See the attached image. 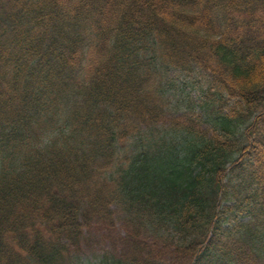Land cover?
Wrapping results in <instances>:
<instances>
[{"label": "trees", "instance_id": "16d2710c", "mask_svg": "<svg viewBox=\"0 0 264 264\" xmlns=\"http://www.w3.org/2000/svg\"><path fill=\"white\" fill-rule=\"evenodd\" d=\"M93 224L98 264H264V0H0V264Z\"/></svg>", "mask_w": 264, "mask_h": 264}, {"label": "rangeland", "instance_id": "374dc122", "mask_svg": "<svg viewBox=\"0 0 264 264\" xmlns=\"http://www.w3.org/2000/svg\"><path fill=\"white\" fill-rule=\"evenodd\" d=\"M170 75L175 80L177 89L169 91L167 93V98L172 106H177L179 109L173 116H183V114H192L198 111L197 103L199 101V96L201 94L200 89H197L199 85L204 83L205 76L198 75L197 73H192L191 75H185L178 73L176 71H171ZM167 122L163 123L157 129L167 128ZM212 122L205 123L204 127H210ZM131 145V142H129ZM135 146V144H133ZM122 236V232L117 224V228L106 231L103 228L96 226L95 224L84 233V239L86 241L83 244V254L81 258L86 264H98L100 256L102 257L105 252H114V239L117 241ZM91 241V243H88Z\"/></svg>", "mask_w": 264, "mask_h": 264}]
</instances>
